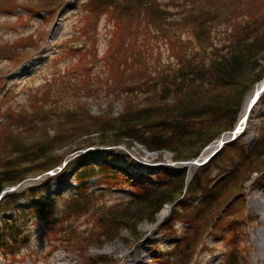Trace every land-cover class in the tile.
Returning a JSON list of instances; mask_svg holds the SVG:
<instances>
[{
	"label": "rangeland",
	"instance_id": "obj_1",
	"mask_svg": "<svg viewBox=\"0 0 264 264\" xmlns=\"http://www.w3.org/2000/svg\"><path fill=\"white\" fill-rule=\"evenodd\" d=\"M159 1L170 11L165 29L149 25L146 15L137 11L131 21L126 11L92 12L90 0H0V153L12 148L8 143L2 147L4 140H42L47 136L62 139L60 155L68 152L60 166L30 175L4 190L19 196L15 203L0 208V218L17 215V221L5 230L9 247L0 245V264H127L138 249L146 252L140 264H179L170 253L186 241L182 234L194 225V203L184 208L179 202L166 204L155 221L141 218L131 226L108 218L101 224L104 209L127 203L138 181H156L165 167L186 168L191 181L200 164L232 139L238 138L239 146L245 149L260 142L264 107L258 102L250 111L251 118L249 114L250 139L245 134L237 137L225 133L227 139L218 147L213 143L205 160L194 166L174 161L169 151H150L131 141L104 146L92 139L93 135L77 132L80 122L117 117L127 100L141 102L145 78L159 80L164 71L176 67L175 47L180 48V43L209 62L210 51L198 44L199 30L204 28L206 37L211 35L218 44L233 34L231 29L243 34L246 27H255L264 13V0ZM193 4L204 18L197 13L189 17ZM226 17L237 23H230ZM150 88L154 86L146 87ZM73 124L76 131L66 133L64 138L65 133H59L61 127L71 128ZM83 154L93 163L109 159L126 178L120 174L114 183L101 175L93 177L88 181L94 193L88 209L66 210L79 189L76 171ZM233 156V162H238L239 156ZM221 174L219 169H212L204 177L205 185L213 187ZM249 178L241 195L232 196L216 218L210 219L211 224L215 222L203 235L189 264H228L231 248H235L241 264H264L258 238L261 213L253 207L254 198L264 196V173L253 172ZM33 187L38 189L30 190ZM41 187V197L55 202L45 205L47 211L42 215L28 211L25 202L31 193L39 195ZM2 196L0 203L4 201ZM202 196L200 192L196 198ZM240 204L242 210L238 209ZM229 217L239 220L234 222ZM235 225L238 227L232 233ZM111 228L117 233L109 234ZM232 234L234 241L230 240Z\"/></svg>",
	"mask_w": 264,
	"mask_h": 264
},
{
	"label": "trees",
	"instance_id": "obj_2",
	"mask_svg": "<svg viewBox=\"0 0 264 264\" xmlns=\"http://www.w3.org/2000/svg\"><path fill=\"white\" fill-rule=\"evenodd\" d=\"M90 7L92 12L126 11L130 21L134 11H137L140 15H146L149 25L154 24L164 29L170 17V11L159 0H90ZM194 7L197 4L189 7V17L195 16V13L202 16ZM227 21L237 23L231 18H227ZM257 21L255 27H246L243 34L237 33V29H231L233 34H228V39L218 44L211 35L206 37L204 28L199 30L196 34L198 44L202 50L210 51L212 58L209 62L199 52L180 43V48L175 47L178 59L176 67L164 71L159 80L146 77L145 88L140 90L144 93L141 102L127 100L124 110L117 117H105L104 121L95 118L90 123L80 122L77 132L86 136L93 135L92 139L104 146H117L131 141L138 142L150 151H169L173 154L174 161L198 158L219 136L235 129L247 94L264 77V13ZM148 85L154 88L146 89ZM257 104L264 107V94ZM71 128L63 126L59 133L64 132L65 138L66 133L76 131L74 124ZM260 139L250 149L239 146L238 138L225 143L209 161L198 167L191 181L187 179L186 168L172 166L161 170L156 181H138L133 198L127 203H116L104 209L101 224L106 218L118 223L126 222L130 226L141 218L153 222L166 204L179 202L178 205L184 208L187 205L192 207L194 203L191 216L194 225H191V230L182 234L186 241L184 239L170 253V256H176L175 263L189 264L203 235L210 231L209 227L215 222L214 219L211 224L210 219L212 221L217 212L229 204L232 196L241 195L244 182L250 179L253 172L264 173V126ZM61 140L47 136L42 140L11 138L1 142L2 147L8 143L12 148L0 153V194L30 175L41 174L60 166L68 154H59L58 147L64 145L60 144ZM233 155L239 156L238 162H233ZM78 159L81 160L79 170L76 171L79 189L66 210L71 208L86 211L94 195L89 180L101 175L115 183L119 181L120 174L123 178H126V174L106 158L103 162L93 163L91 158L83 154ZM212 169H219L222 174L219 181L209 187L205 185L204 177ZM36 189L38 187L30 190ZM200 192L203 196L198 200L196 197ZM43 194V187L39 195L31 193L25 201L28 211L42 215L41 212L47 211L44 209L45 205L55 204L54 201L41 197ZM18 196L17 192L6 193L2 197L4 201L0 203V208L15 203ZM238 209L242 210L243 205L240 204ZM175 211L174 209V213ZM211 212L214 214L210 217L208 215ZM16 216L4 215L0 218L2 247H9L5 230L17 221ZM229 219L235 222L239 217ZM237 227L235 225L231 228V232L235 233ZM115 232L116 228L108 229L109 234ZM234 238L232 234L230 240L234 241ZM228 264H241L235 248H231Z\"/></svg>",
	"mask_w": 264,
	"mask_h": 264
},
{
	"label": "bare ground",
	"instance_id": "obj_3",
	"mask_svg": "<svg viewBox=\"0 0 264 264\" xmlns=\"http://www.w3.org/2000/svg\"><path fill=\"white\" fill-rule=\"evenodd\" d=\"M264 93V77L257 82L254 87L251 89V92L249 93L248 102L246 105L245 110L243 113H241L240 118L235 126L234 131L232 132V135H235L237 137L242 136L245 134V137H248V129H249V113H248V107L252 102H256L259 100L260 96ZM254 107V106H253ZM227 134V133H226ZM228 137V136H227ZM226 135L220 136L218 139H216L212 144L215 145V147L220 146L226 139ZM248 139H250L248 137ZM210 144L207 146L206 150L201 153L200 157L197 158V160L188 161L187 163L190 166L198 165V163L202 162L206 156L209 154L210 149L213 147V145ZM209 151V152H208ZM208 152V153H207ZM253 207L256 209V211L261 213V222L262 226L259 229L258 238H259V247L262 251V255H264V196H256L253 200ZM125 255V254H124ZM123 255V257H124ZM146 252L142 249H138L135 254L131 255V259H129V262L127 264H140L142 260L145 258Z\"/></svg>",
	"mask_w": 264,
	"mask_h": 264
},
{
	"label": "water",
	"instance_id": "obj_4",
	"mask_svg": "<svg viewBox=\"0 0 264 264\" xmlns=\"http://www.w3.org/2000/svg\"><path fill=\"white\" fill-rule=\"evenodd\" d=\"M257 102V101H256ZM256 102H252L248 107V113L251 111L252 107L255 105Z\"/></svg>",
	"mask_w": 264,
	"mask_h": 264
}]
</instances>
